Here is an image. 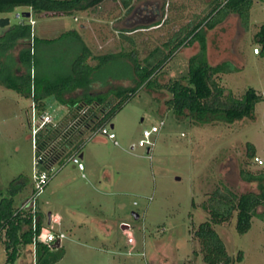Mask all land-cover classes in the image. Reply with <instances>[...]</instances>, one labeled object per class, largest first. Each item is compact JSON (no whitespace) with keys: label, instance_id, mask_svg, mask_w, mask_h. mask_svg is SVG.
Segmentation results:
<instances>
[{"label":"rangeland","instance_id":"374dc122","mask_svg":"<svg viewBox=\"0 0 264 264\" xmlns=\"http://www.w3.org/2000/svg\"><path fill=\"white\" fill-rule=\"evenodd\" d=\"M211 1L107 0L75 15H38L29 7H20L0 14V18H9L15 25L21 23L15 19L17 12L33 15V33L43 42L33 41L31 48L36 49L40 62L36 74L45 78L70 73L81 49L74 35L60 40L70 30H76L96 56L122 53L120 61L89 76L90 90L103 93L133 86V64L130 60L123 62L124 57L144 60L175 32L204 16ZM262 25L264 1L256 0L248 29L232 14L216 29L204 32L211 63L226 61L232 69L221 76L227 93L241 99L252 88L263 97L254 120L208 124L178 120L167 109V92L149 95L143 87L113 120L119 146L87 132L82 148L85 171L69 160L54 167V177L38 198L37 208L44 222L49 212L59 215L62 223L56 229L68 236L56 252L61 255L56 264H205L194 232L211 219L205 209L211 202L208 198L225 188L239 195L256 192L257 185L243 181L240 172L244 168L252 173L264 170L254 160L246 165L248 144H253L264 160V53L255 55V48L262 49L255 39ZM4 31L0 27V35ZM26 46L20 43L6 56L0 55L3 60L11 57V74L24 72L19 56ZM197 50L196 44L177 51L159 82L166 84L187 75L190 57ZM89 63L95 66L98 61ZM47 104L46 112L40 115L31 98L0 84V202L13 197L19 206L33 193V177L40 169L35 164L34 114L36 122L49 116L61 127L74 123L68 108L55 96L49 97ZM161 120L166 125L153 135L151 151L139 147L143 131ZM19 187L13 196V190ZM216 230L234 259L244 252L243 262L235 264H264L263 216H254L246 234L237 230L236 212ZM32 258L31 247H24L17 264H32ZM7 259L5 244L0 241V264H7Z\"/></svg>","mask_w":264,"mask_h":264},{"label":"trees","instance_id":"16d2710c","mask_svg":"<svg viewBox=\"0 0 264 264\" xmlns=\"http://www.w3.org/2000/svg\"><path fill=\"white\" fill-rule=\"evenodd\" d=\"M107 0H0V14L11 13L20 7H29L35 14L75 15L77 12L95 8ZM256 0H212L207 13L196 17L187 25L175 32L162 46L152 50L144 60L125 56L123 62L130 60L133 64V86L111 88L107 92L94 93L90 89L89 76L101 72L110 64L120 61L122 53H111L96 56L81 40L76 30L65 32L60 40L71 35L81 43L76 58L71 63L70 73L59 78H45L36 74L39 69V57L31 44H39L42 39L33 33L30 18L23 16V22L4 27L0 35V55L6 56L20 43L27 45L20 52V61L24 72L11 74L8 61L0 58V84L33 100L37 113L42 115L47 110V99L55 96L62 106L68 108L72 121L70 127H61L54 123L46 124L35 138L36 155L43 160L40 170H52L74 155H82L84 136L87 132L96 133L103 126H112L113 120L123 106L132 101L141 88L151 95L167 92V109L171 110L178 120H190L196 124H208L215 121L233 123L244 118L255 119V110L263 100L255 89H249L243 98L238 99L221 85V76L232 72L228 63L212 64L209 57V41L206 30L212 31L222 24L230 15H237L243 27L249 28L251 9ZM264 1V0H262ZM32 18L33 15L31 14ZM124 38L129 39L123 34ZM255 39L262 45L264 53V25ZM52 42V41H51ZM198 45L197 52L190 57L187 75L170 79L166 84L158 80L164 67L174 54L186 47ZM35 45V44H34ZM90 60L98 61L91 65ZM87 109V112H82ZM69 128V129H68ZM248 161L250 165L256 156V148L248 144ZM241 178L248 183H255L258 190L244 192L241 195L228 188L216 190L208 198L206 211L211 219L203 222L195 230V238L200 242L205 264H235L243 262L244 252H239L234 259L226 248L222 237L216 230L231 220L237 213V230L246 234L252 227L254 216L264 217V170L252 173L242 169ZM20 190L15 188L13 196ZM214 206V207H213ZM39 228L43 217L38 212ZM32 217H23L18 213L13 197L0 202V241L4 242L8 259L7 264H17L22 249L33 243L34 232ZM62 246V245H61ZM61 248V247H60ZM56 246L39 243L37 246V264H56L61 255L56 253Z\"/></svg>","mask_w":264,"mask_h":264},{"label":"built area","instance_id":"2783aa9c","mask_svg":"<svg viewBox=\"0 0 264 264\" xmlns=\"http://www.w3.org/2000/svg\"><path fill=\"white\" fill-rule=\"evenodd\" d=\"M24 14L21 12H17L15 14V19L19 22H23ZM31 24L34 25L35 21L30 16ZM255 54H260V48H255ZM35 109V107H34ZM36 111V110H35ZM87 109H85L82 113L85 114ZM49 123H53V119L49 116H44L39 119V121H35V114L33 116V136H37L40 130ZM166 123L165 120H161L159 123L153 125L150 129H145L143 131L142 139L139 142V147H148L149 151H151V147L154 146L152 141V137L154 134H159L161 130L165 127ZM94 135H101L106 137L107 139L113 141L115 145L119 146V141L117 140V134L115 133L114 129L110 126H103L98 129V131ZM37 150V145L35 142V151ZM43 160L41 155H36L35 164L39 167L40 162ZM70 162H73L80 171H85V165L82 162V158L80 155H74L69 159ZM255 161L263 165L264 161L259 157L255 158ZM54 177V168L52 170H38V172L33 177L34 183V190L31 196L27 197L18 207V213L22 214L23 217L30 215L32 217V229L34 232L33 236V243L31 247L32 251V264H37V246L39 243H44L48 245L55 246L57 242H62L68 238L67 234L63 232L60 228L56 229V227H60L62 223V219L59 215H54L53 213H48L46 215V222L43 220V224L39 228V221H38V212L39 209L37 208V200L38 198L45 192L47 186L49 185L50 181ZM83 177L86 178V175L83 174ZM136 204V203H135ZM50 214V215H49ZM133 242V239L129 240ZM132 254V252H130Z\"/></svg>","mask_w":264,"mask_h":264},{"label":"water","instance_id":"95a60500","mask_svg":"<svg viewBox=\"0 0 264 264\" xmlns=\"http://www.w3.org/2000/svg\"><path fill=\"white\" fill-rule=\"evenodd\" d=\"M30 16H31V13H25V17L30 18ZM10 24H11V20L9 18H0V27H8V26H10ZM111 128L114 129L115 128V125L113 124L111 126ZM83 157H84V155L82 154L81 155V158H83ZM134 216H135V218L137 220L140 219V215L139 214H134ZM55 246L57 248H60L61 247V243L60 242H57Z\"/></svg>","mask_w":264,"mask_h":264},{"label":"crops","instance_id":"0c3cea01","mask_svg":"<svg viewBox=\"0 0 264 264\" xmlns=\"http://www.w3.org/2000/svg\"><path fill=\"white\" fill-rule=\"evenodd\" d=\"M255 55H257V56H259L260 54H255ZM225 62V61H224ZM256 148V147H255ZM257 150V149H256ZM83 154V153H82ZM84 155V154H83ZM256 156L257 157H259L260 159H262L261 157H260V155L258 154V152L256 151ZM82 159H84V157L82 158ZM263 160V159H262ZM254 161H255V159H254ZM264 161V160H263ZM70 162V161H69ZM255 163L257 164V165H260V164H258L256 161H255ZM263 166H264V164H263ZM49 213H52V212H49Z\"/></svg>","mask_w":264,"mask_h":264}]
</instances>
